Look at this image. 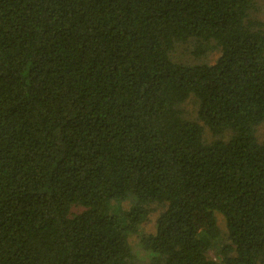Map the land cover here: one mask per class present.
I'll use <instances>...</instances> for the list:
<instances>
[{"label":"trees","instance_id":"trees-1","mask_svg":"<svg viewBox=\"0 0 264 264\" xmlns=\"http://www.w3.org/2000/svg\"><path fill=\"white\" fill-rule=\"evenodd\" d=\"M256 1L0 0V264H264Z\"/></svg>","mask_w":264,"mask_h":264},{"label":"rangeland","instance_id":"rangeland-1","mask_svg":"<svg viewBox=\"0 0 264 264\" xmlns=\"http://www.w3.org/2000/svg\"><path fill=\"white\" fill-rule=\"evenodd\" d=\"M250 19L261 21L264 24V0L256 1L255 7L250 13ZM209 46H211L212 48H210L205 54L199 55L196 52V46L193 40H190L189 42L186 43L176 44L171 53V59L176 63L190 65V66L198 65V64L213 65L220 57V51L215 46V44H211ZM185 109L189 114L188 117L196 120L197 106L194 100L189 101L185 105ZM257 138L259 142H264V123L257 129ZM205 139L208 142L213 140L210 132L206 128H205ZM129 208H130V203L128 202L123 203L119 206V210L126 212L129 210ZM151 209L152 212L151 215L149 216L148 221L139 227L137 233L132 234L129 237V244L133 251L136 264H152L149 253L146 250H144L141 245V236L155 234L156 221L158 219V216L163 212V208L157 205H153ZM84 210L85 209L80 206L77 205L73 206L71 209V216L81 214L82 212H84ZM217 218H218L219 227L225 239L227 235L225 220L223 216L219 214L217 215ZM208 257L212 260H216V256L213 252H210L208 254Z\"/></svg>","mask_w":264,"mask_h":264}]
</instances>
